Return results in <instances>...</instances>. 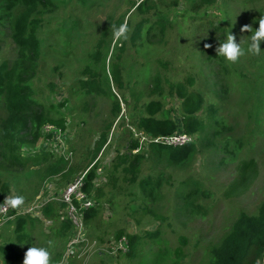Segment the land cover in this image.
<instances>
[{"label": "rangeland", "instance_id": "1", "mask_svg": "<svg viewBox=\"0 0 264 264\" xmlns=\"http://www.w3.org/2000/svg\"><path fill=\"white\" fill-rule=\"evenodd\" d=\"M51 1L48 11L34 15L41 55L28 84L32 98L64 120L65 129L49 124L38 132L0 134V195L7 188L6 196L24 197L5 223L0 219V264H22L31 246L46 247L49 264H207L240 212L256 214L264 203V51L236 63L215 53L228 32L247 47L250 33L241 29L258 27L264 0H217L202 8L189 0H151L150 12L141 15L133 12L143 0ZM130 15L133 23L148 21L136 43L129 38ZM125 22L128 38L114 41L111 26ZM10 24L0 19V65L18 56ZM84 79L93 81L95 92L82 88ZM178 83L203 96L199 116L208 128L188 136L185 145H195L191 159L171 163L139 140L136 133L144 132L136 121L144 102L159 98L161 116L182 132ZM5 117L0 99V131ZM135 139L142 158L132 171L124 155L136 154ZM251 161L255 168L242 185V165ZM90 170L95 205L86 217V241L70 245L72 227L58 198ZM30 207L35 211L25 212ZM19 211L27 214L23 230Z\"/></svg>", "mask_w": 264, "mask_h": 264}, {"label": "trees", "instance_id": "2", "mask_svg": "<svg viewBox=\"0 0 264 264\" xmlns=\"http://www.w3.org/2000/svg\"><path fill=\"white\" fill-rule=\"evenodd\" d=\"M151 0H143L133 13L148 14L150 12ZM195 4L197 8L205 6H213L217 0H189ZM52 6L51 0H0V19L10 21L12 29V37L17 45L18 56L16 61H4L0 65V99L6 107V117L1 124L0 134L2 138H8L14 133H21L27 128L38 130L46 125H54L60 130L65 129V121L62 119H54L47 115L44 107L38 104L32 98V88L28 84L31 79L36 76L37 62L40 59L41 49L39 39L35 35V31L40 24L38 19L34 17L41 10L48 11ZM20 12L15 15L16 10ZM132 13V14H133ZM131 17V18H130ZM128 26L132 29L129 38L132 43L144 36L147 20H139L133 23V16L130 15ZM164 29H162L163 31ZM151 28L147 31V36L151 34ZM114 83L120 89L122 86L121 76L115 71L113 74ZM157 87H161L159 81H155ZM95 84L90 79L82 80V88L91 89L89 92H95ZM178 94L183 98L181 103V122L182 128L187 135H195L196 133L206 130L208 125L201 120L199 112L204 103V98L200 93H191L183 83L175 85ZM117 110L120 111V103L116 101ZM142 111L138 114L136 128L143 131L147 136H167L172 135L178 130L177 123L174 119L161 116L164 110V104L159 98L147 99L142 105ZM62 127V128H61ZM36 139V138H35ZM107 136H101L96 152L98 153L106 143ZM154 149L159 154H166L171 163H182L191 159L194 155L195 145L188 144L183 146L165 145L162 143H152ZM139 142L135 139L132 147L137 149ZM139 152V153H138ZM132 153V152H130ZM124 160H131L132 171L137 169L138 162L142 158L140 149L135 155L126 153ZM132 158V159H131ZM245 162L242 165V185L246 182L248 170H253L254 163ZM94 171L90 170L86 180V190L90 189ZM7 188L0 195V208L8 193ZM91 196V194H89ZM63 206V205H62ZM93 209L86 211V217ZM50 207L45 208V212L49 213ZM25 215L19 214L18 230H23L26 226ZM65 225L72 227L71 222L64 218ZM132 250L137 244L138 235H129ZM185 239H183V242ZM182 255V250H177L178 262ZM161 255L159 254V257ZM264 256V203L259 207L256 214L240 212L236 220L233 222L229 231L223 236L219 244L211 249L210 257L207 264H258Z\"/></svg>", "mask_w": 264, "mask_h": 264}, {"label": "built area", "instance_id": "3", "mask_svg": "<svg viewBox=\"0 0 264 264\" xmlns=\"http://www.w3.org/2000/svg\"><path fill=\"white\" fill-rule=\"evenodd\" d=\"M139 140H147L150 143H162L165 145L173 146H183L189 141V135L184 131L178 133L175 132L172 135L167 136H147L146 134L139 132L136 133ZM139 149V148H137ZM135 149V152H137ZM86 175H82L70 182L60 194L58 202L63 205L61 212L64 214L63 219H68L72 224L73 234L71 236L70 245L79 244L86 241L85 231H86V211L95 205V201L89 195L86 188ZM10 207L2 205L0 208V219L3 220L7 215H9ZM35 211L34 207L27 209V213H33ZM22 214L21 211L17 213ZM6 222V219L3 223ZM1 225V224H0Z\"/></svg>", "mask_w": 264, "mask_h": 264}, {"label": "clouds", "instance_id": "4", "mask_svg": "<svg viewBox=\"0 0 264 264\" xmlns=\"http://www.w3.org/2000/svg\"><path fill=\"white\" fill-rule=\"evenodd\" d=\"M112 37L114 41L126 40L128 38L127 23H121L119 26L112 25ZM241 31L250 33L247 47H242L241 43H237L234 35L229 32L226 38L218 42L215 47L216 57H223L229 63H236L245 55L258 56L262 50L260 45L264 42V15L258 20V27L252 28L251 25H245ZM210 47V45H205ZM24 203V197L21 195H8L3 204L12 209H17ZM50 253L46 247L31 246L24 254L22 264H49Z\"/></svg>", "mask_w": 264, "mask_h": 264}, {"label": "crops", "instance_id": "5", "mask_svg": "<svg viewBox=\"0 0 264 264\" xmlns=\"http://www.w3.org/2000/svg\"><path fill=\"white\" fill-rule=\"evenodd\" d=\"M263 261H264V257H262V259L259 261L258 264H263Z\"/></svg>", "mask_w": 264, "mask_h": 264}]
</instances>
